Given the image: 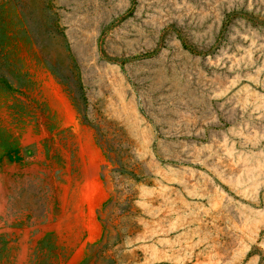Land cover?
<instances>
[{
  "label": "rangeland",
  "instance_id": "374dc122",
  "mask_svg": "<svg viewBox=\"0 0 264 264\" xmlns=\"http://www.w3.org/2000/svg\"><path fill=\"white\" fill-rule=\"evenodd\" d=\"M0 264H264V0H0Z\"/></svg>",
  "mask_w": 264,
  "mask_h": 264
},
{
  "label": "trees",
  "instance_id": "16d2710c",
  "mask_svg": "<svg viewBox=\"0 0 264 264\" xmlns=\"http://www.w3.org/2000/svg\"><path fill=\"white\" fill-rule=\"evenodd\" d=\"M185 44V46L187 47V48H190L191 50H192V48L189 46V45H187L186 43H184Z\"/></svg>",
  "mask_w": 264,
  "mask_h": 264
}]
</instances>
